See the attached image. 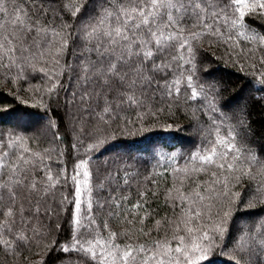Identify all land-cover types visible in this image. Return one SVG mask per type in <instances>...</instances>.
<instances>
[{
	"label": "snow or ice",
	"instance_id": "1",
	"mask_svg": "<svg viewBox=\"0 0 264 264\" xmlns=\"http://www.w3.org/2000/svg\"><path fill=\"white\" fill-rule=\"evenodd\" d=\"M254 24L264 0H0V85L35 109L0 121V264H264V145L201 57L222 49L264 93Z\"/></svg>",
	"mask_w": 264,
	"mask_h": 264
},
{
	"label": "trees",
	"instance_id": "2",
	"mask_svg": "<svg viewBox=\"0 0 264 264\" xmlns=\"http://www.w3.org/2000/svg\"><path fill=\"white\" fill-rule=\"evenodd\" d=\"M67 19V17H65ZM71 22V21H69ZM258 31L264 32V28H261L258 24H254ZM203 59V66L210 73V75L204 76L205 79L214 82L220 92L221 105H227L223 107L225 112L241 113L246 121L250 124V140L254 142V147L259 149L261 145H264V93H256L250 86L247 85V80L243 77L238 70L234 69L229 58L225 55L224 51L219 48H213L211 50L201 53ZM35 85H43V77L33 80L31 82ZM10 85H0V108L7 107L9 112H0V121H7L13 117H22L25 121L30 120L29 113L35 111L22 104L20 100L15 99L14 96L9 95ZM22 87H28L24 85ZM17 95L21 99H27L31 103L29 93L25 91H19ZM61 102L53 103L52 118L58 124V134L63 138V142L57 144V146L63 151L64 159L71 166L73 160V148L72 145L76 143V128L79 126L75 122V118L69 113V109L74 112L75 109L69 105L67 108L63 105V99H66V95L61 92ZM181 124L185 123L184 120L180 121ZM35 131V129H33ZM187 136L194 137L192 130H186ZM52 142V132L50 130L44 131L40 137V144L44 147L49 146ZM178 142L182 143L186 148H192L193 143H189L186 137H178ZM76 147L80 145L77 143ZM97 166L102 167V161L98 160ZM61 239V237H57ZM73 256L75 254H68ZM218 261V264H224L225 257H213ZM49 264H61L55 254L49 257Z\"/></svg>",
	"mask_w": 264,
	"mask_h": 264
},
{
	"label": "rangeland",
	"instance_id": "3",
	"mask_svg": "<svg viewBox=\"0 0 264 264\" xmlns=\"http://www.w3.org/2000/svg\"><path fill=\"white\" fill-rule=\"evenodd\" d=\"M72 112H73L72 109H69V113H70L71 115H72Z\"/></svg>",
	"mask_w": 264,
	"mask_h": 264
}]
</instances>
